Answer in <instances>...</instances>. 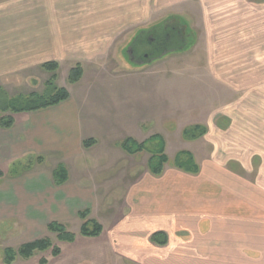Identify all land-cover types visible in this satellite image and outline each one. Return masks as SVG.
<instances>
[{"label": "crops", "instance_id": "0c3cea01", "mask_svg": "<svg viewBox=\"0 0 264 264\" xmlns=\"http://www.w3.org/2000/svg\"><path fill=\"white\" fill-rule=\"evenodd\" d=\"M84 1V4H103L102 0ZM106 1L109 2L105 3L106 13L81 26V34L70 31L61 33L55 23L48 30H44V23L27 20L17 23V29H24H19L17 36L6 34L5 29L0 31L5 34V37H0V89L5 88L8 91L6 84L12 82L35 83L44 77V73L48 74L44 69L45 64L57 63V85L67 89L70 94V98L61 103L60 110L53 109V115L49 118L40 112H25L14 115L16 124L13 129L0 128V169L30 155L49 156L56 153L69 155L71 158L77 157L78 160L85 152L99 151L108 157L110 149L115 148L117 144L121 147L126 138L143 143L158 135L153 134L141 139L137 133H132L141 123L170 117L171 111L167 113V99L161 108L159 102L162 99L158 97L156 100L155 95L152 99L147 85L140 81V71L151 63L141 68L127 61V71L133 76L127 81L123 79L125 83L120 82L121 80L109 83L98 77L103 72L98 70L101 65L99 60L107 57L112 45L118 41L117 37L131 30L129 28L137 29L138 33L141 31L144 18L148 17L151 11L148 4L169 7L193 2ZM67 2L70 0H16L3 4H37L39 9H44V4ZM195 2L197 18L207 38V41L201 44L198 33L192 31L196 37L195 43L202 45L198 49L206 52L203 56H198L199 62L202 57L203 65L196 70L198 74L213 76L209 79L213 80L214 85L219 82L228 85L229 91H233L234 99L231 94V99L223 108L231 106L235 109L238 103L235 92L249 91V104L245 102L249 109L244 113L249 114L252 119V90H256L255 94H252L256 98L255 105H264V85L258 83L257 88L254 86V89H251L253 76L264 75V60L254 57V52L264 51V46L261 39H253V34L258 33L256 27L264 26V22L258 18L257 13L254 14L253 4H264V0ZM256 9L260 10L258 7ZM135 37L129 44L123 43L117 47V51L121 48V51H125V60L127 49L133 44ZM78 63L84 69L83 78L79 83L69 86L75 87L81 82L84 84L82 83L80 90L72 91L68 82L65 85L59 84V76L65 70L68 78L71 69ZM149 78L152 79L150 81L154 84V90L155 86H162L157 85L154 77ZM165 81L167 85V80ZM102 91L109 95H106L101 110L97 111L91 107L98 106L95 101L104 98ZM68 103H71L70 106H63ZM78 105L83 107L80 113L76 108ZM211 105L209 103V106ZM157 106L161 111H157ZM115 108L117 112L114 111ZM223 108L215 110L213 106L212 109L219 114ZM64 110L68 111L67 116H63ZM95 119L101 122L102 129H109V135H106L108 133L105 131L99 134L96 129H84L85 120L87 122L84 123L93 125ZM253 122H247L248 128H253ZM115 124L122 125L127 130L131 129V133L124 135L126 132L117 128L112 131ZM261 129L260 142H254L252 134L249 136L250 154L254 143L264 146V127ZM236 133L231 129L218 131V140L214 146L217 145L220 151L217 154L216 147L213 154L232 155L233 151L227 150L228 144L224 140L236 138ZM245 135L244 133V138ZM89 140L94 142L85 146V142ZM190 153L194 154L192 151ZM255 154L264 156V151ZM64 163L71 166L67 162ZM223 165L224 162L214 156L211 163L200 165L201 178L163 180L155 179L154 176L153 179H145L140 184V189L133 190L130 214L123 221L120 219L111 226L114 231L112 239L115 237L116 243L112 241L110 245L122 258L108 261L107 264H264V184H253L244 177L226 173ZM59 166L65 165L59 163ZM160 232L168 238V244L164 247H158L151 241V237ZM158 249L162 251L161 257H158Z\"/></svg>", "mask_w": 264, "mask_h": 264}, {"label": "rangeland", "instance_id": "374dc122", "mask_svg": "<svg viewBox=\"0 0 264 264\" xmlns=\"http://www.w3.org/2000/svg\"><path fill=\"white\" fill-rule=\"evenodd\" d=\"M10 1L16 0H0V31L5 29L6 34L12 36L19 35V29L24 30L22 27L17 29V23L20 20L44 23L42 25L44 30H48L55 23L61 33L70 31L81 34V26L89 22L90 19H98L102 14H105V3L109 4L106 0H102L103 4H84L86 3L84 0H70L69 3L44 4V9H39L37 4H3ZM195 1L199 0H191L193 4H175L169 7L148 4L151 11L149 16L144 18L142 24L144 27L140 29L149 30L157 27L170 21L175 16L173 14H178L182 15L180 17L185 21L182 22L183 24L189 25L188 27L192 31L198 33L199 42L202 44L207 41V38L205 33L203 34L204 28L200 27L197 18ZM253 5L254 14L257 13L258 18L264 22V4ZM256 28L258 33L253 34V39H261L264 46V26ZM129 29L131 30L117 37L118 41L112 45L107 57L99 60L101 65L98 66V70H103L98 76L100 80L109 83L121 80L120 82L125 83L130 76H133L127 71L128 64L124 59L125 51H121L122 48L117 51L118 46L123 43L129 44L137 35V29L132 27ZM0 37H5V34L0 32ZM195 41L193 43L190 41L188 44L190 47L184 51L167 54L140 71V81L147 85L152 99L154 95L156 100L158 97L162 99L161 102L158 101L161 108L164 106V100L167 99V113L171 111V115L165 119L158 118L156 122L141 123L139 127L132 130V133H137L140 138L158 134L164 140L165 153L170 162L166 165L164 174L155 177V179L185 178L195 180L201 178L202 174L194 175L182 172L174 166V159L180 151H192L194 152L192 156L199 168L205 162L211 163L215 156L224 162L223 167L226 173L244 177L253 184H264V156L255 154L263 152L264 146L254 143L251 154L248 149L250 134L253 135L254 142L261 141V128L264 127V105H255L256 98L252 94H255L256 90H252L250 93L253 100L250 102H252L253 112L252 119H250L249 114L244 113L249 109L247 106L249 91H237L235 98L238 103L235 105V109L231 106L223 108L231 99L230 95L233 94V91H229L228 85L219 82L218 85H214L213 80L209 79L213 78L211 75L198 74L196 68L203 65L202 57L199 62L198 56H203L206 52L199 50L198 48L202 45L196 44ZM254 57H261L258 59L263 61L264 51L254 52ZM52 76L53 74L48 71V74L44 73V77L35 83L26 81L6 84L8 91L5 88L0 89V114L9 115L10 113L3 112L7 108H24L30 105L31 101L28 97L32 94H44L47 90L46 84L52 79ZM66 76L67 73L63 70L59 76L60 85L67 84ZM91 76L93 77V75ZM148 76L154 77L157 85L161 84L162 86L158 88L155 86L154 90L152 79ZM165 80H167V85ZM82 83L75 85V89V87L69 86L68 82V87L72 91H78L82 88L84 84ZM258 83L264 85V75L253 76L251 89H254ZM165 90L167 98H165ZM102 94L104 98L95 101L98 106L91 107L92 109L101 110L100 108L103 107L101 105L109 93L102 91ZM262 95H264V90H262ZM209 103L212 105L209 106ZM70 104L63 106L68 107ZM61 106L60 104L38 112L49 118L51 114L53 115L52 110H60ZM213 106L215 110L223 109L219 114H216L212 109ZM76 108L78 112L83 109L80 105ZM157 111H161L160 107ZM62 114L67 116L68 111L64 110ZM95 120L93 125L84 123L87 122L85 120L83 122L84 129L87 131L96 129L99 134L103 131L109 132V129L106 131L101 128L99 120ZM250 120L254 121L253 128L250 127L251 130L247 123ZM255 121H260V123L257 124ZM195 125L205 127L207 133L197 140H187L183 136L184 129ZM109 128H111L110 125ZM116 128L126 132L124 135L131 133V129L127 130L124 126L117 124L112 128V131ZM229 129L237 132L236 138H225L224 140L229 148L226 149L233 151L232 155L213 154L216 147L217 154L220 151L217 145L214 146L215 141L218 140L217 132ZM244 133L246 134L245 138ZM239 135L240 137H238ZM106 138L109 137L106 136ZM148 149L151 150L152 145H149ZM106 157L99 151L85 152L78 160L77 157L71 158L69 155L56 153L49 154V156L47 154L30 155L11 166L1 168L5 177L0 180V264H5V249L18 250L24 244L42 239L51 242L52 247L49 250L37 252L29 260L19 259L13 264H40L42 259H47L48 264H107L108 261L122 258L110 245L112 241L116 243L115 237L112 239L114 231L111 230V226L120 219L123 221L130 214L133 206V190L140 189V184L145 179L154 178L148 170L151 154L148 151L129 155L117 144L115 148L110 149V153ZM64 162L71 166H66ZM59 163H63L69 172V180L63 186L56 185L53 178V172L58 168ZM86 209H91V219L98 221L105 228L103 237L91 239L80 236L83 222L78 213ZM51 222L64 224L70 232L77 235V240L74 243L59 241L57 234L48 230V225ZM156 246L159 247V245ZM54 247L61 250L58 257H54L52 254ZM160 249L163 251L162 248ZM162 251L158 249V257L162 256ZM128 263L131 262L128 261Z\"/></svg>", "mask_w": 264, "mask_h": 264}, {"label": "trees", "instance_id": "16d2710c", "mask_svg": "<svg viewBox=\"0 0 264 264\" xmlns=\"http://www.w3.org/2000/svg\"><path fill=\"white\" fill-rule=\"evenodd\" d=\"M177 19L181 22H185L181 17L173 16L171 20ZM170 20V21H171ZM166 22L155 28H163ZM154 28V29H155ZM140 32V31H139ZM138 42H143L144 38L138 36ZM44 69L53 74L52 79L46 84L47 90L44 94H32L28 98L31 104L24 108H7L3 112L10 113L9 115L0 114V128L5 130L13 129L16 124V119L14 115L21 114L25 112H38L42 110L49 109L51 107L60 105L61 103L67 101L70 98V94L67 89L59 88L55 82L57 79V72L59 70V64L57 63H47L44 65ZM84 75V69L80 63L73 67L68 75V82L71 85L79 83ZM4 114V113H3ZM207 133L205 127L201 125H195L184 129L183 136L187 140H197ZM94 140H89L85 142V146H89V143H93ZM149 145H152V149L149 150ZM121 148L129 155H136L143 152H150L151 157L148 162L149 172L155 176L160 177L165 172L166 165L170 162L168 156L165 153V143L164 140L159 136L155 135L143 143H138L132 138H126L121 143ZM174 166L186 173L197 175L200 173V168L197 165L194 157L191 153L186 151H180L175 159ZM5 177L2 169H0V180ZM53 178L58 186L65 185L69 180V173L65 166H59L53 172ZM92 210L86 209L84 211H79L78 216L82 220L83 224L80 229V236L83 238H99L102 236L104 227L98 221L91 219ZM48 230L54 234H57L58 240L65 243H74L77 240V235L70 232L68 228L61 224L60 222H51L48 225ZM153 244L159 246H166L168 244V238L164 233H156L151 237ZM52 247L51 242L47 239L36 240L31 243L22 245L18 250L12 248L4 250V263L13 264L17 260H29L37 252H45ZM54 257H58L61 254L59 248L54 247L52 252ZM40 264H48L47 259H42Z\"/></svg>", "mask_w": 264, "mask_h": 264}, {"label": "flooded vegetation", "instance_id": "af4514ba", "mask_svg": "<svg viewBox=\"0 0 264 264\" xmlns=\"http://www.w3.org/2000/svg\"><path fill=\"white\" fill-rule=\"evenodd\" d=\"M154 28L138 33L127 49L126 61L144 68L167 54L184 51L190 47L189 42L193 43L196 38L192 30L177 19L166 22L163 28ZM138 36L144 38V41L138 42Z\"/></svg>", "mask_w": 264, "mask_h": 264}]
</instances>
